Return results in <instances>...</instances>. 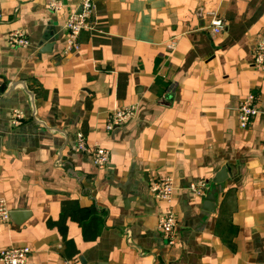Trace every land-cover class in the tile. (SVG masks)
Masks as SVG:
<instances>
[{
  "label": "crops",
  "instance_id": "obj_1",
  "mask_svg": "<svg viewBox=\"0 0 264 264\" xmlns=\"http://www.w3.org/2000/svg\"><path fill=\"white\" fill-rule=\"evenodd\" d=\"M0 0V250L29 246L26 264H264V72L254 65L264 0H94L80 49L65 54V21L82 0ZM225 20L212 32L208 13ZM22 30L30 47L12 46ZM175 41V46L170 44ZM26 80L36 93H8ZM259 112L241 127L237 105ZM136 117L106 129L115 107ZM26 110L11 124L12 110ZM82 131L111 151L105 169L74 150ZM235 173L207 192L224 167ZM74 170V173L70 172ZM175 177L177 235L158 230L164 205L152 180ZM205 180L204 196L190 184ZM209 207V208H208Z\"/></svg>",
  "mask_w": 264,
  "mask_h": 264
},
{
  "label": "built area",
  "instance_id": "obj_2",
  "mask_svg": "<svg viewBox=\"0 0 264 264\" xmlns=\"http://www.w3.org/2000/svg\"><path fill=\"white\" fill-rule=\"evenodd\" d=\"M49 7L56 13L62 11L63 4L60 0H52ZM95 12L94 0H82L79 12H72L65 21L66 42L65 54H71L80 49L79 37L83 30L90 27V19ZM209 27L214 33H221L225 29V20L218 11L208 13ZM8 43L14 46L30 47L31 43L22 30H13L8 35ZM173 41L170 46H175ZM254 65L264 72V31L258 34L257 43L254 49ZM138 106L129 104L121 107H115L106 122V129L113 130L117 126H122L136 117ZM259 108L256 104L254 95L243 98L237 105V117L241 127H248L253 118L258 114ZM26 118V110L15 108L11 114V124L17 126ZM264 149V144H263ZM74 150L82 154H87L93 164L100 169H105L110 164L111 151L99 145L98 143L90 144L85 134L78 131ZM209 183L205 180H199L190 184L192 190L198 196H204ZM150 192L155 199L164 205V210L159 216L158 230L165 236L168 242L174 243L177 235V215L174 210L173 201L175 199L177 183L171 174L163 175L152 180L149 185ZM11 211L8 208L7 201L0 197V223L10 224ZM31 253L29 246H10L0 250V264H26ZM70 264V263H66Z\"/></svg>",
  "mask_w": 264,
  "mask_h": 264
},
{
  "label": "water",
  "instance_id": "obj_3",
  "mask_svg": "<svg viewBox=\"0 0 264 264\" xmlns=\"http://www.w3.org/2000/svg\"><path fill=\"white\" fill-rule=\"evenodd\" d=\"M16 89H20L21 91H23L25 93V95L28 98L29 101V105H30V111H31V115L32 117L35 119V121L41 125H43L44 127H46L47 129H49L52 132H56V133H60L65 137V143L63 144V146L60 148L58 155V162H62V152L65 149V147L68 144V140H67V135L65 133L64 130L59 129L56 126H51L48 125L45 121H43L41 118L38 117V110H37V106H36V93L34 90L30 89L28 83L26 80H17V81H12L10 82L9 86H8V93H12L14 90ZM236 170H234L233 168H231L230 166H226L224 168H222L215 176L214 178V183H215V187L214 188H209L208 192H207V203H210V208L209 210H212L214 207V203L215 202V194L217 192V188L220 186V184H222L229 176L233 175L235 173ZM70 172L74 173L73 169H70Z\"/></svg>",
  "mask_w": 264,
  "mask_h": 264
}]
</instances>
